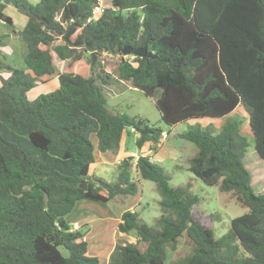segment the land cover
<instances>
[{
    "label": "trees",
    "instance_id": "obj_1",
    "mask_svg": "<svg viewBox=\"0 0 264 264\" xmlns=\"http://www.w3.org/2000/svg\"><path fill=\"white\" fill-rule=\"evenodd\" d=\"M17 1L29 9L24 28L13 29L26 46V69L0 58V264H98L86 232L72 230L68 216L81 199L139 193L133 172L157 184L162 214L151 226L137 210H125L118 231L137 240H118L108 264H165L185 235L191 250L171 264H264V193L255 191L244 162L249 141L242 121L230 117L245 108L264 160V0H112L97 18L100 0ZM6 6L0 0V21L13 25ZM8 36L0 34V54ZM125 45L151 46L157 56L126 57L117 52ZM88 46L97 54L93 67ZM105 53L120 60L105 61ZM54 54L86 61L58 72ZM57 72L56 90L28 98ZM113 81L156 97L171 126L225 118L218 133L191 127L180 136L197 146L186 158L189 170L248 207L227 233L215 235L193 183L171 185L149 155L123 158L115 182L90 174L95 153L118 154L131 129L139 148L149 143L155 151L165 132L113 111L104 91Z\"/></svg>",
    "mask_w": 264,
    "mask_h": 264
},
{
    "label": "rangeland",
    "instance_id": "obj_2",
    "mask_svg": "<svg viewBox=\"0 0 264 264\" xmlns=\"http://www.w3.org/2000/svg\"><path fill=\"white\" fill-rule=\"evenodd\" d=\"M28 1L33 4L38 2V0ZM100 2L105 8H112V0H100ZM4 11L13 18V25L0 21V34L10 33V36L4 39L6 46L2 48L3 51L0 54V58L15 67L26 69L23 60L26 46L13 33V29L21 31L26 25L29 16L14 4H7ZM103 59L105 61H114L120 60V57H113L105 53ZM54 60L58 72L75 71L79 64H83L86 61L71 62L70 60H62L56 54H54ZM58 72L51 77L49 82L45 84L41 83L32 89L28 93V98L34 99L41 94L56 90L59 86ZM1 75L5 78L9 76L8 73ZM104 91L108 98L109 106L113 111L145 118L150 124L164 129L168 134L162 138L161 143L157 147L162 148V150L156 154V151L152 149L154 146L149 143L144 148H139L136 145L137 132L131 129V132L125 133L124 136L122 144L124 151L135 150L138 155L148 154L152 159L156 157L158 159L156 163L164 168L165 172L169 175L171 185L175 187L186 185L189 182L193 183L192 190L200 198L199 210L204 215L212 216V226L215 235L219 237L227 233L231 228V220L246 213L248 207L237 203L229 193L221 191L219 186L205 183L189 170L186 158L196 154L197 146L180 136L182 132L187 131L191 127H200L203 130H211L213 133H218L225 118H191L171 126L162 119L161 112L156 104V97L147 96L141 89L131 86V84L126 82L113 81L110 85L104 86ZM230 117L242 121L243 134L249 141L244 162L252 173V185L255 191L257 193H264V160L259 156L255 148V139L251 132L249 114L242 105H239ZM106 166L108 169L106 172H102V176L110 182L117 181V168L114 165ZM94 169L95 167H93V171L96 173ZM133 175L141 180L142 189L139 193L129 196L119 195L109 202H100L86 198L81 199L71 212L72 217H70V220H77L80 224L79 230L86 232L88 248L90 250L89 254L99 258L98 264H103L105 254L112 243L116 242V236L113 235V229H115L116 224L109 219L108 213L118 215L117 213L133 206L140 213L143 220L151 226L156 224V220L162 214L160 205L161 195L157 189V184L152 180L140 178L136 172H133ZM95 216H102L108 220L103 222ZM131 235L134 236L133 234ZM125 237H121L120 241L133 240L130 236ZM140 246L143 249L146 247L145 243H142ZM61 250L64 255L67 256L69 254L65 247H61ZM190 250L191 244L185 235L180 239L177 250H168L165 264H171L174 258L182 257Z\"/></svg>",
    "mask_w": 264,
    "mask_h": 264
},
{
    "label": "crops",
    "instance_id": "obj_3",
    "mask_svg": "<svg viewBox=\"0 0 264 264\" xmlns=\"http://www.w3.org/2000/svg\"><path fill=\"white\" fill-rule=\"evenodd\" d=\"M137 136H139L138 133H137ZM122 144H123V142H122ZM161 150H162V148H158V150L156 151V154H158ZM132 152H135V150L124 151V148H121V150H120V152L118 154H113L111 152L103 153L101 151L96 152L95 153V161L91 164V167H90V174L103 177L102 176V172H106L107 169H108V167L106 165H114L117 168V170H118V164L120 163V161L124 157L129 156ZM152 160L154 162H156L158 159H156V157H154ZM93 167H95L94 170L96 171V173L93 171ZM118 174H119V170H118ZM138 176H139V174H138ZM128 209H130V210H136L135 207L130 206L127 209H124V211L125 210H128ZM124 211H121L120 213H117L118 215L112 214V213H108L109 214L108 216L110 217L109 219L112 220L113 222H115V224H116L115 225V229H113V235L116 236V242L118 240H120L121 237L122 238H126L125 236H130L131 239H133V240L127 239L129 242H132V241L133 242H136L137 239L134 236L129 235V234H125V233H121V232L118 231V224L121 221V216H122V214H123ZM70 217H72L71 214L68 216V221L71 224V226H73V224L75 222H78V221L77 220L72 221V220H70ZM95 217L98 218V219H100V220H102L103 222H106L108 220V219H106L105 217H102V216H99V217L98 216H95ZM84 238L87 239L86 236ZM116 242L115 243H112V245L109 248L108 252L105 254V259L103 261V264H108L110 254L113 251Z\"/></svg>",
    "mask_w": 264,
    "mask_h": 264
},
{
    "label": "water",
    "instance_id": "obj_4",
    "mask_svg": "<svg viewBox=\"0 0 264 264\" xmlns=\"http://www.w3.org/2000/svg\"><path fill=\"white\" fill-rule=\"evenodd\" d=\"M4 2L6 4H14L23 12L29 11V9L26 6L19 4L17 0H4ZM88 48L91 49V57H92L91 65L93 67L97 60V54L95 50H92L91 46H88ZM117 52L118 53L121 52L124 56H129L132 54L139 57L147 56L148 58H155L157 56V53L152 50L151 46L134 48L130 45H125L121 50H118ZM129 129H131V127H129Z\"/></svg>",
    "mask_w": 264,
    "mask_h": 264
},
{
    "label": "built area",
    "instance_id": "obj_5",
    "mask_svg": "<svg viewBox=\"0 0 264 264\" xmlns=\"http://www.w3.org/2000/svg\"><path fill=\"white\" fill-rule=\"evenodd\" d=\"M105 9H106V8H105V7L101 4V2H100V4L97 5V6L93 9V17H92V18H97L98 16H100V14L103 13ZM90 20H91V18H90ZM166 134H167L166 132H163V137H166V136H167ZM145 155H147V154H145ZM131 156H133V157L135 158V162H137L138 158H139L141 155H138L137 152H132V153H131ZM73 225H74V226H72V230H76V229L80 228V224H79V222H75Z\"/></svg>",
    "mask_w": 264,
    "mask_h": 264
},
{
    "label": "clouds",
    "instance_id": "obj_6",
    "mask_svg": "<svg viewBox=\"0 0 264 264\" xmlns=\"http://www.w3.org/2000/svg\"><path fill=\"white\" fill-rule=\"evenodd\" d=\"M166 132V131H165ZM167 133V132H166ZM168 135V134H167ZM151 150V149H150ZM141 155H143V154H141ZM145 155V154H144ZM148 155V154H147ZM129 156H131V154L129 155ZM125 158V157H124ZM153 161V160H152ZM79 229V228H78ZM77 230V229H76Z\"/></svg>",
    "mask_w": 264,
    "mask_h": 264
}]
</instances>
